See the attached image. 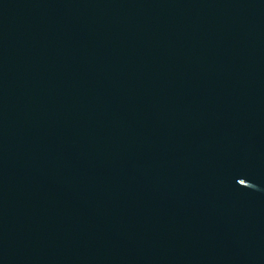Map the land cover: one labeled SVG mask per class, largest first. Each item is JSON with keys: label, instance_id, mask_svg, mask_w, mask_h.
Returning <instances> with one entry per match:
<instances>
[{"label": "water", "instance_id": "1", "mask_svg": "<svg viewBox=\"0 0 264 264\" xmlns=\"http://www.w3.org/2000/svg\"><path fill=\"white\" fill-rule=\"evenodd\" d=\"M0 264H264V0H0Z\"/></svg>", "mask_w": 264, "mask_h": 264}]
</instances>
